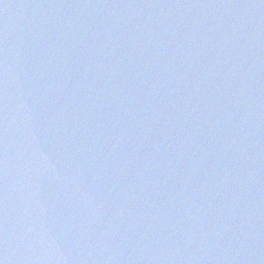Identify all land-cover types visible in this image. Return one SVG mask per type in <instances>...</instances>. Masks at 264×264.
Listing matches in <instances>:
<instances>
[{"label": "water", "instance_id": "1", "mask_svg": "<svg viewBox=\"0 0 264 264\" xmlns=\"http://www.w3.org/2000/svg\"><path fill=\"white\" fill-rule=\"evenodd\" d=\"M0 264H264V0H0Z\"/></svg>", "mask_w": 264, "mask_h": 264}]
</instances>
